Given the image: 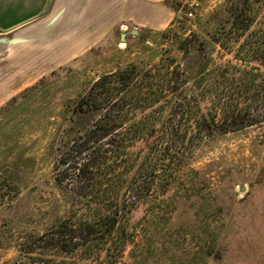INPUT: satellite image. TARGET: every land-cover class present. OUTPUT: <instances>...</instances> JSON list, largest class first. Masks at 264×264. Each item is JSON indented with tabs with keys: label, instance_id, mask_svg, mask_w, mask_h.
Masks as SVG:
<instances>
[{
	"label": "rangeland",
	"instance_id": "obj_1",
	"mask_svg": "<svg viewBox=\"0 0 264 264\" xmlns=\"http://www.w3.org/2000/svg\"><path fill=\"white\" fill-rule=\"evenodd\" d=\"M193 1L199 6L188 17ZM231 1L176 0L170 27L133 33L128 27L124 40L105 38L63 59L0 108V264H264V121L181 148L174 169L126 218L131 235L117 258L96 250L65 253L50 240L53 226L70 213L71 196L55 181L54 158L69 137V118H77V99L104 73L167 60L180 66L198 48L212 64H230L232 53L220 57L207 40L224 24ZM262 28L252 25L240 42L261 38ZM169 117L165 108L160 118Z\"/></svg>",
	"mask_w": 264,
	"mask_h": 264
},
{
	"label": "trees",
	"instance_id": "obj_2",
	"mask_svg": "<svg viewBox=\"0 0 264 264\" xmlns=\"http://www.w3.org/2000/svg\"><path fill=\"white\" fill-rule=\"evenodd\" d=\"M256 24L264 26V0H232L224 24L207 40L220 57L232 53L230 64H212L193 44V56L180 66L167 60L118 68L77 99L78 119L69 118V137L54 158L55 181L71 207L52 228L53 247L117 258L131 235L126 218L174 169L181 148L264 121V29L261 38L239 40ZM165 108L168 120L160 118ZM88 114L94 117L83 121Z\"/></svg>",
	"mask_w": 264,
	"mask_h": 264
},
{
	"label": "crops",
	"instance_id": "obj_3",
	"mask_svg": "<svg viewBox=\"0 0 264 264\" xmlns=\"http://www.w3.org/2000/svg\"><path fill=\"white\" fill-rule=\"evenodd\" d=\"M174 1L0 0V39H21L13 44L0 41V108L63 59L116 38L128 27L132 33L136 27H170L176 15Z\"/></svg>",
	"mask_w": 264,
	"mask_h": 264
},
{
	"label": "water",
	"instance_id": "obj_4",
	"mask_svg": "<svg viewBox=\"0 0 264 264\" xmlns=\"http://www.w3.org/2000/svg\"><path fill=\"white\" fill-rule=\"evenodd\" d=\"M56 17H54L51 21H54ZM12 30H9V31H6V32H3V36H5L6 34H9ZM120 39L121 40H124L125 39V32H122L121 35H120ZM0 41L2 42H8L10 44H13V43H16V42H21V39L20 38H6V37H3L0 39Z\"/></svg>",
	"mask_w": 264,
	"mask_h": 264
},
{
	"label": "built area",
	"instance_id": "obj_5",
	"mask_svg": "<svg viewBox=\"0 0 264 264\" xmlns=\"http://www.w3.org/2000/svg\"><path fill=\"white\" fill-rule=\"evenodd\" d=\"M199 6V3L197 1H193L191 4H190V9H187L185 14L188 16V17H195V12H196V9L197 7Z\"/></svg>",
	"mask_w": 264,
	"mask_h": 264
},
{
	"label": "bare ground",
	"instance_id": "obj_6",
	"mask_svg": "<svg viewBox=\"0 0 264 264\" xmlns=\"http://www.w3.org/2000/svg\"><path fill=\"white\" fill-rule=\"evenodd\" d=\"M123 45V44H122Z\"/></svg>",
	"mask_w": 264,
	"mask_h": 264
}]
</instances>
